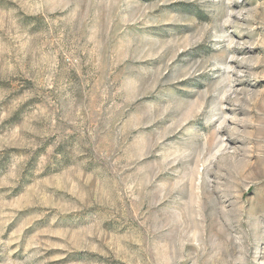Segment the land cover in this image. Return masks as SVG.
I'll return each mask as SVG.
<instances>
[{
	"label": "rangeland",
	"instance_id": "obj_1",
	"mask_svg": "<svg viewBox=\"0 0 264 264\" xmlns=\"http://www.w3.org/2000/svg\"><path fill=\"white\" fill-rule=\"evenodd\" d=\"M0 264H264V0H0Z\"/></svg>",
	"mask_w": 264,
	"mask_h": 264
}]
</instances>
